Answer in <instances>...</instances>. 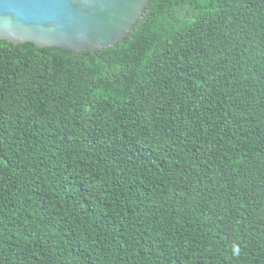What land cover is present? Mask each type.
<instances>
[{
  "label": "trees",
  "instance_id": "16d2710c",
  "mask_svg": "<svg viewBox=\"0 0 264 264\" xmlns=\"http://www.w3.org/2000/svg\"><path fill=\"white\" fill-rule=\"evenodd\" d=\"M0 264H264V0H151L96 54L0 40Z\"/></svg>",
  "mask_w": 264,
  "mask_h": 264
},
{
  "label": "water",
  "instance_id": "95a60500",
  "mask_svg": "<svg viewBox=\"0 0 264 264\" xmlns=\"http://www.w3.org/2000/svg\"><path fill=\"white\" fill-rule=\"evenodd\" d=\"M151 0H0V40L75 55L123 41Z\"/></svg>",
  "mask_w": 264,
  "mask_h": 264
}]
</instances>
